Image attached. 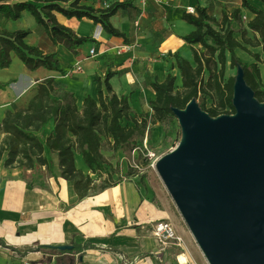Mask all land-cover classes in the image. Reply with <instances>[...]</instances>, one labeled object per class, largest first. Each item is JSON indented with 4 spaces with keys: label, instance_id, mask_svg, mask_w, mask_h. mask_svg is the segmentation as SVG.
Segmentation results:
<instances>
[{
    "label": "crops",
    "instance_id": "obj_1",
    "mask_svg": "<svg viewBox=\"0 0 264 264\" xmlns=\"http://www.w3.org/2000/svg\"><path fill=\"white\" fill-rule=\"evenodd\" d=\"M248 2L264 10L261 0ZM131 3L132 6L120 9L111 17L112 24L124 32L126 38L106 33L102 25L88 18L80 20L57 14L60 23L71 27L78 35L96 40L80 46L79 56L73 55L63 44H55L45 27L28 11L16 20L0 14V28L31 29L26 41L45 52H56L68 71L66 76L43 67L32 71L13 53L11 68L0 70V81L14 80L6 91L0 89V124L7 109L26 108L37 91L38 82L47 77H55L59 86L74 91L78 105L82 106L88 95H97L96 76L104 79L108 71L114 73L111 79L114 90L131 97V107L136 113L152 112L151 101L156 98L152 83L164 81L172 66L174 73L179 70L173 55L180 53L193 62V47L202 48L200 44L190 45L184 40L196 27L185 21L183 14H196L197 6L206 7L209 14L218 19L224 10L231 13L241 8V20L234 23L238 30L236 38L244 43L242 31H246L248 38L260 37L248 27L256 14L243 6V0ZM81 4L90 5L86 0ZM244 45L261 55V46L259 51H254L253 46ZM91 48L97 54L94 57L88 54ZM237 54L243 62H256L240 48ZM258 65L264 84V64L258 62ZM53 127V124L48 125L47 135ZM155 127L162 130L161 123ZM2 137L3 134L0 141ZM45 155L53 161L52 173L51 163L27 170L0 163V238L16 249L0 244V264H159V260L163 264H175L173 256L179 264H191V257L185 252L191 235L181 220L182 213L177 212L173 201L158 188H146L138 185L134 177L122 176L102 192L80 198L72 183L62 177L58 154L50 156L46 152ZM75 161L86 174L90 172L81 154L76 153ZM159 223L169 224L177 237L160 238L156 228ZM74 243H91L93 247L77 254H56L37 248ZM176 248L182 250L177 255ZM29 249L34 250L22 254ZM181 256L187 260L181 261Z\"/></svg>",
    "mask_w": 264,
    "mask_h": 264
},
{
    "label": "trees",
    "instance_id": "obj_2",
    "mask_svg": "<svg viewBox=\"0 0 264 264\" xmlns=\"http://www.w3.org/2000/svg\"><path fill=\"white\" fill-rule=\"evenodd\" d=\"M81 1L0 0V14L16 20L28 11L38 24L45 27L55 44H63L76 56L80 55V46L96 40L78 35L71 27L60 23L58 13L67 18H88L102 25L106 33L126 38V34L112 24L111 17L120 9L132 6L131 2L97 9L81 4ZM261 1L264 3V0ZM243 6L256 14L248 22V27L260 35L252 39L246 37V31H242L244 43L253 47L261 46L264 52V10L251 5L248 0H243ZM196 11V14H183V19L196 27L184 40L190 45L200 44L202 48L193 47V62L180 53L173 55L181 75V88L176 86L178 77L172 66L164 81L152 83L156 92V98L151 101L152 112L136 113L131 107V97L127 94L119 95L114 90L111 84L114 73L111 71L106 73L104 79L96 76L97 95H88L82 106L78 105L74 91L59 86L55 77H47L38 82L37 91L26 108L5 111L0 124V136L3 134L0 141V163L3 162L6 167H22L24 170L51 163L52 173L53 161L45 153L50 156L57 153L62 177L72 183L80 198L93 196L117 181L110 183L105 179L97 183L91 174L77 167L75 156L76 153L81 154L90 172L98 177H102L105 172L110 180L114 173L120 175L119 162L114 165L104 153V136L109 138V148L114 157L121 152L130 158L134 149L143 146L146 133H150L151 126L157 123L162 124L164 145L171 142L178 127L182 128L174 109H185L192 100H196L199 107L212 118L236 114L234 91L239 69H243L244 79L253 90L254 97L264 103V84L258 65V62L264 64V59L235 36L238 30L234 23L241 20L242 9L235 8L231 13L224 10L220 19L209 14L206 7L197 6ZM30 33L31 29L9 31L0 28V68L12 65L14 53L30 70L43 67L68 75L56 52H45L26 41ZM238 48L253 56L256 62H243L237 54ZM228 67L235 70L237 75L226 77ZM12 82L14 80L0 81V89H5ZM208 96L217 100L210 107L207 106ZM50 124L54 127L47 135L46 129ZM145 178V175L142 176L143 181ZM0 244L16 251L1 238ZM92 247L91 243H74L71 250H61L59 246L52 245L37 248L56 254H77Z\"/></svg>",
    "mask_w": 264,
    "mask_h": 264
},
{
    "label": "water",
    "instance_id": "obj_3",
    "mask_svg": "<svg viewBox=\"0 0 264 264\" xmlns=\"http://www.w3.org/2000/svg\"><path fill=\"white\" fill-rule=\"evenodd\" d=\"M234 105L216 118L196 100L175 108L185 138L157 167L211 264H264V103L243 69Z\"/></svg>",
    "mask_w": 264,
    "mask_h": 264
},
{
    "label": "rangeland",
    "instance_id": "obj_4",
    "mask_svg": "<svg viewBox=\"0 0 264 264\" xmlns=\"http://www.w3.org/2000/svg\"><path fill=\"white\" fill-rule=\"evenodd\" d=\"M87 45H89V44H87ZM88 50L90 52V49H88ZM253 50L259 51L260 48L259 47H253ZM260 51H261V55L264 59V52H262V50H260ZM89 52H88V54H89ZM12 64H13V62H12ZM11 66L9 68H11ZM9 68H4V69L0 68V70L6 71L5 69H9ZM32 71H35V70H32ZM175 73H177L176 75L178 77L176 86H177V88H181L182 83H181L180 71L176 70ZM235 75H237V72L228 67L227 72H226V77L235 76ZM10 80H12V79H10ZM10 80H6V81H10ZM6 89H7V87L5 89H2V90L6 91ZM206 99H207V106L208 107H210L214 101L215 102L217 101V100H214L215 98L212 96H208V97H206ZM178 123L180 124L179 119H178ZM147 133H148V142H147V148H144V151H145L144 154L141 151L138 153L136 152L135 155L132 153L130 158L126 157L121 152L118 153L114 157L112 151L109 148L110 147L109 138L107 136H104V153L111 160V162L114 165H117V162H119V164H120V175L114 173L113 177L110 180V178H108V173H106V172L103 173L102 177H98L96 174H93L91 172H88V174H91V176L94 179H96L97 183H99L105 179H107L108 181H110V183H112V182L119 181L120 177H122V176H124V177L132 176L135 178V180L137 181V184L140 186H143L146 188H150V186L152 188H156V189L158 188L161 192H163L166 195V198H168L170 201H173L175 207H177L176 210L178 212V211H180V209L178 208L176 201L174 200L170 190L168 189L165 181L163 180V178H162V176L158 170L157 164H158L159 160H161V158H163L165 155H167L168 153H170L171 151H173L174 149H176L179 145H181L183 143L186 133H185L183 128L178 127V132L173 136L172 141L169 142L167 145H164L165 135H164L163 128L161 130L160 128H156L155 125H153V126H151V132L150 133L147 132ZM148 153H151L153 156L149 157ZM147 156L149 158H147ZM135 164L139 165V168H137L135 166ZM144 175L146 178L143 181L142 176H144ZM181 220H182L183 224L185 225V228L189 231V233L191 235L187 241L189 248H188V250H187V247L185 248V252H187L191 257V264H211L209 259L205 255L204 251L201 249L199 243L196 240V237L194 236L192 230L190 229V227H189L188 223L186 222L183 215H182ZM172 239L174 240V238H171V240ZM160 242H161V240H160ZM174 247H177V246L175 245ZM176 249H178V250H174V253L176 255L178 254L179 250L182 251L179 248H176ZM173 260L175 261V264H179V262L175 256H173ZM159 264H163L162 261L159 260Z\"/></svg>",
    "mask_w": 264,
    "mask_h": 264
},
{
    "label": "built area",
    "instance_id": "obj_5",
    "mask_svg": "<svg viewBox=\"0 0 264 264\" xmlns=\"http://www.w3.org/2000/svg\"><path fill=\"white\" fill-rule=\"evenodd\" d=\"M91 6L97 8V9H108L112 7L115 3H120V2H134V1H142V2H147L149 0H86ZM190 11H193L192 8L189 9ZM96 52L94 48L90 49L89 56L94 57L96 56ZM147 142H148V133H146V136L143 140V146H139L136 149L133 150V154L135 155L136 152L138 153L141 151L144 154V148H147ZM149 157H152L153 155L151 153H148ZM147 156V158H149ZM137 168H139V165L135 164ZM157 234L160 238H162L164 235L173 237L176 236L173 229L169 226L167 223H159L157 225ZM177 237V236H176ZM177 240H179L177 238ZM180 241V240H179Z\"/></svg>",
    "mask_w": 264,
    "mask_h": 264
},
{
    "label": "bare ground",
    "instance_id": "obj_6",
    "mask_svg": "<svg viewBox=\"0 0 264 264\" xmlns=\"http://www.w3.org/2000/svg\"><path fill=\"white\" fill-rule=\"evenodd\" d=\"M181 261H186L187 260V258L186 257H184V256H181Z\"/></svg>",
    "mask_w": 264,
    "mask_h": 264
}]
</instances>
